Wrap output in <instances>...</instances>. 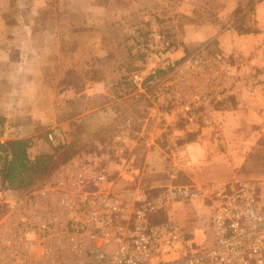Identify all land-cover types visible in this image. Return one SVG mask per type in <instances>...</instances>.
<instances>
[{
  "label": "built area",
  "instance_id": "obj_1",
  "mask_svg": "<svg viewBox=\"0 0 264 264\" xmlns=\"http://www.w3.org/2000/svg\"><path fill=\"white\" fill-rule=\"evenodd\" d=\"M173 50L166 42L124 81L146 95L148 116L162 128L176 119L188 130L213 123L211 104L233 92L219 84L228 79L227 63L204 46L179 62ZM159 81L160 92L143 91ZM159 94L165 96L162 111L158 98L154 101ZM127 128L114 130L95 145L97 151L72 156L37 187L6 201L0 264H264V181L169 184L155 194L137 186L116 189V178L135 180ZM57 139H62L58 129L45 133L47 142ZM170 165L180 172L197 167L183 152H174ZM196 199L206 216L198 240L174 219L153 221L156 213Z\"/></svg>",
  "mask_w": 264,
  "mask_h": 264
},
{
  "label": "rangeland",
  "instance_id": "obj_2",
  "mask_svg": "<svg viewBox=\"0 0 264 264\" xmlns=\"http://www.w3.org/2000/svg\"><path fill=\"white\" fill-rule=\"evenodd\" d=\"M102 2L103 0H56L55 10L58 12L56 25L60 22L59 24L62 27L60 57L63 87L60 90L63 92V97H65L64 90H67L71 84L76 90H81L87 75L98 77L104 73L121 76L124 79L125 74L128 72L140 69L146 59L148 61L152 60L166 42L174 49L172 57H178L177 62L182 59L181 56H190L204 46L206 51L220 54L227 63L228 79H224L219 84H225L222 89L233 90L232 93L225 94L220 101L211 104L214 109L213 118L215 121L213 123H221L220 110L231 111L237 107L239 113L236 112L235 120L239 119V123L234 127L228 126L227 132L224 133L222 132L223 126L217 129L213 123L203 124L199 116L195 121L201 123L195 129L186 130L185 123L181 119H176L173 122L174 128L181 127L189 132L188 138H192V134L200 128H205L207 129L209 141L214 144H210L214 149L212 151H217L219 154L228 149L230 151H227L228 155L232 154L231 152L235 154L234 156L238 159V162H236L235 167L231 168L233 175L226 180L215 181L233 179L264 181V2L262 0H153L149 3L144 2V5L138 10H134L137 9L135 6H128L127 3L122 1L110 2V5L115 8H125L124 15L121 18L126 26V30L122 35L118 31V24H116L115 30L105 36L104 40H107V44L111 48L109 54L116 59L115 64L112 65L104 64L106 59H103L105 57L103 54L99 56L91 55V52L83 47V37L77 33L69 32L75 26L77 28L83 27L86 22V15L90 14L89 8L102 6ZM41 4V0H0V6L8 8L16 15H19L20 12H29L35 16L38 10H53L54 4L50 2L46 3L44 7L43 4L40 7ZM22 20H24L22 17L13 19L14 22H17V25L23 22ZM45 21V24L49 25L48 20ZM215 24L217 25L215 33L211 35L210 33H213ZM198 32H202V40L197 39ZM203 37L206 38L203 39ZM159 74H161L159 76L163 75L161 71H159ZM115 85V83H112V86ZM132 87L129 84L125 90L127 91ZM159 87L160 81L155 85H146L143 91L146 94L155 91L160 92ZM141 96L140 102H138L139 108L136 109L134 115H131L132 119L141 118L145 124L144 129H148L147 134L153 132V120L148 116L147 108L150 103H148L146 95L142 94ZM69 98L65 97L63 100L68 102ZM157 98L158 110L162 111L165 96L159 94V97H156L154 101ZM69 104L68 107H70ZM69 112L66 113V117H69ZM248 112L251 114V118L247 117ZM232 116H235V114ZM247 119L249 121H246ZM11 121V118L9 120L6 116L0 115V134L5 131V128L1 129L4 124L6 130L9 126H19ZM50 127H52L51 124L33 131L37 140L29 141L31 143L35 142L34 148L30 151L31 156L44 153L52 155L49 163L51 171L76 154L97 151L96 144L93 143L91 137L85 136L84 133L81 134L79 131L78 133L75 132L76 134L73 137H70L66 134L67 131L58 129L59 126L52 128L61 131L62 139L47 142L45 133L51 129ZM108 133H111V129L105 133L100 131L96 136L97 140L102 141ZM164 133L165 135L159 136L161 140L159 146L168 152L169 149L164 147L166 145L164 139L165 137L172 139L173 133ZM221 134L226 135L228 143L234 146L226 147ZM15 135L14 133L13 136ZM18 135L22 137V132ZM170 135L171 137H169ZM146 136L143 134L140 137L141 143L135 147L137 165L146 171L143 177L139 179L141 182L139 181L138 187L149 194H155L165 182L158 183L157 188L150 185L152 180V172L150 171L153 168V166H150V161L153 163V159L150 160V157L153 154V146L142 142ZM219 140H223V144ZM212 151L209 153H213ZM163 161L164 159L160 162ZM155 165V168L160 170V174H166L167 165L164 163H156ZM42 180V178L36 179L35 183L37 184L35 187ZM215 181L208 180L205 182ZM172 182V184L194 183L181 173H178ZM205 182L203 184H206ZM121 185L124 186H119L118 189L133 187L136 186V181H134V185ZM26 190L7 189L0 180V215L6 209V201L23 195ZM179 206V217L175 215V219L178 220L179 218L180 225L193 232L198 240L201 236L200 229L205 227L206 224L205 212L195 213L190 202H181ZM198 208L204 209L203 206ZM168 218L174 219L170 214L166 219Z\"/></svg>",
  "mask_w": 264,
  "mask_h": 264
},
{
  "label": "crops",
  "instance_id": "obj_3",
  "mask_svg": "<svg viewBox=\"0 0 264 264\" xmlns=\"http://www.w3.org/2000/svg\"><path fill=\"white\" fill-rule=\"evenodd\" d=\"M114 1H122L128 6H135L137 9L134 10H138L144 5V2H153V0H103L102 6L89 8L90 14L86 15L83 27L75 26L69 31L83 37V47L85 50H89L91 55H105L103 57L106 59L105 65L115 64L116 60L109 54L111 48L107 44V40H104L105 36L115 30L116 24H118V31L121 35L126 30L124 20L121 18L125 8L111 6L110 2ZM49 2L54 4L53 10H38L36 15L34 12L35 16L29 12H20L19 15H16L8 8L0 6V115L6 116L9 120L11 118V122L19 125L9 126L6 130L4 124L1 129L5 128V131L0 134V141L16 138H28L30 141H36L33 131L51 124L52 127L59 126L58 129L67 131L66 134L70 137L79 131L81 134L84 133L85 136L91 137L93 143L99 144L96 136L100 131L105 133L111 129V133L105 136V139L108 140L114 130L128 126L127 146L131 147L134 154L131 167L137 187L141 182L139 179L146 172L137 165L135 150V147L141 143L140 137L143 134L147 136L142 142L153 146V154L150 157V160L153 159V163L150 161V166H153L150 171L152 172L150 185H153L154 188H157L161 181L165 182L161 187L172 184L178 173L184 174L195 185H201L208 180H226L233 175L231 168L236 166L238 159L235 158L233 152H231L233 155H228L230 152L228 149V152L219 154L217 151H212L213 146L211 145L214 144L209 141L205 128H200L192 134V138H188L190 133L186 131L187 128L186 130L181 127L174 128V125L162 128L158 122L153 121V132L146 134L148 129H144L145 124L141 118L132 119L131 115H134L136 109L139 108L138 102L144 93L133 85L126 91L125 88L129 83L124 82L121 76L104 73L98 77L87 75L81 90H76L72 84L67 90H64L65 97H70L69 101L65 102L63 92L60 90L63 87L60 57L62 27L60 22L56 25V16L58 15L55 10L56 0H41L43 7ZM18 17H22L24 20L17 25L13 19ZM45 20H48L49 25L45 24ZM216 26L215 24L211 35L215 33ZM201 38L202 32H198L197 39ZM112 83L116 85L112 86ZM223 110L219 111L222 118L220 125L223 126L222 132L226 133L228 126L238 125L239 119L235 120V117L236 112L239 113V108L231 111ZM68 112L70 113L69 117H66ZM233 114L235 116H232ZM247 117L251 118L249 112ZM144 130L145 132H143ZM20 132H22V137L18 135ZM163 132H172L174 135H172L173 140L167 139V137L164 139L166 143L164 147L169 149L168 152L159 146L161 143L159 136L165 135ZM14 133H17L16 137L13 136ZM221 135L226 147L234 146L228 143L226 135ZM219 141L223 142V140ZM34 143L30 142L29 153L34 148ZM210 151L213 153H209ZM174 152L185 153L197 163L196 169L193 172L174 171L170 165V157ZM162 159L164 161L160 162ZM156 163L167 165L168 169L165 175L160 174V170L155 168ZM121 184L134 185L127 179L116 178L114 187L118 189L119 186H124ZM184 202L192 203L195 213L198 214L199 211L204 213V209L198 208L202 207L200 200ZM180 203L174 204L171 209L156 213L153 216V221H163L170 214L177 223L181 224L178 221L179 218L177 220L174 217L175 215L179 217Z\"/></svg>",
  "mask_w": 264,
  "mask_h": 264
},
{
  "label": "trees",
  "instance_id": "obj_4",
  "mask_svg": "<svg viewBox=\"0 0 264 264\" xmlns=\"http://www.w3.org/2000/svg\"><path fill=\"white\" fill-rule=\"evenodd\" d=\"M28 138L0 141V180L10 190H32L36 179H44L51 171V154L29 153ZM31 188V189H30Z\"/></svg>",
  "mask_w": 264,
  "mask_h": 264
}]
</instances>
